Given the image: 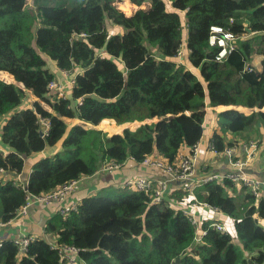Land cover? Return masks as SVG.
<instances>
[{
	"label": "trees",
	"instance_id": "1",
	"mask_svg": "<svg viewBox=\"0 0 264 264\" xmlns=\"http://www.w3.org/2000/svg\"><path fill=\"white\" fill-rule=\"evenodd\" d=\"M128 1H147L150 9L131 15ZM71 2L0 0V71L13 78L0 73L10 82L0 79V144L8 149L0 152L1 221L13 219L27 195L90 177L105 163H139L155 153L175 163L200 141L207 106L253 110L215 114L210 145L216 152L240 140L257 143L264 129V0H169V8L165 0ZM107 21L122 32L112 34ZM210 26L255 34L237 39L234 50L216 61ZM255 55L260 70L247 71ZM71 78L61 96L49 88ZM63 118L81 123L68 126ZM40 119L48 121L42 136ZM137 122L134 130L115 134ZM14 176H23L25 190ZM193 195L231 219L232 233L209 227L208 220L194 242L183 212L192 199L183 189L160 203L151 191H119L83 196L76 211L52 215L43 225L46 238L33 237L24 252L4 242L0 264H66L52 243L74 246L84 264H264V196L228 180L202 183Z\"/></svg>",
	"mask_w": 264,
	"mask_h": 264
},
{
	"label": "built area",
	"instance_id": "2",
	"mask_svg": "<svg viewBox=\"0 0 264 264\" xmlns=\"http://www.w3.org/2000/svg\"><path fill=\"white\" fill-rule=\"evenodd\" d=\"M123 1V0H118ZM118 1L116 3H118ZM119 11L118 9H116ZM120 12V11H119ZM121 13V12H120ZM231 21V20H230ZM185 28V25H183ZM255 34V32H243L239 35L233 34L232 32L223 29L219 26H210V34L208 37V44L210 46H217L219 50L216 54L215 60H222L227 54H229L235 47V41L237 39L249 38ZM186 38V34L184 35ZM185 46L186 43L182 42L180 48L178 49L175 57L176 63L182 64L185 59ZM245 69L247 71L256 70L253 65L248 64ZM73 79H67L64 84L56 86L54 82L49 84L50 89L59 91V96L62 95V91L65 87H71L73 84ZM77 120V119H76ZM41 128L43 135L46 134L48 129V121L40 119ZM5 145H0V152H4ZM199 147L200 143L187 148L186 153L180 154L175 163H169L163 157L155 156H146L141 165L150 167L151 170L159 174L155 179H149L144 176H134L132 178H127L124 180V186L132 188L138 191H151L152 192V201L154 203H160L163 199H167L169 196V189L171 184L180 183L181 188L186 191L192 199L189 201L187 206H184V214L187 215L191 225L194 227V242H199L201 236L205 234V231L201 228L204 220L200 218L198 209L207 210L209 212L215 213L218 215L217 219L211 221L209 227L221 232L228 233L225 225L222 222L224 215L215 207H211L205 202H199L194 198L193 192L194 189L200 186L202 183H207L211 181H222L228 180L237 186L245 187L253 196L261 197L264 196V178H259L254 175L245 173L244 168L250 161L249 158L253 156L256 151L257 143L255 141H248L246 144V153L244 157H238L234 153V148H227L223 153L216 152L212 145L207 144L208 150L214 155L223 154L227 158L229 170L225 172H209L204 178L195 179V165L199 159ZM133 159H129L130 161ZM124 163H105L101 167V171L109 172L116 169H120L125 166ZM0 173L2 170L0 169ZM79 180H72L68 183L62 184L58 188L39 195H27L25 198V203L21 205L13 219L8 221L0 220V230L9 226L17 220H20L23 217H26L29 214V210L35 205L48 206L53 205L57 206V212L59 215H67L72 211H76L78 203L76 201H67V197L73 190L76 188V185ZM205 219V218H204ZM32 240V237L29 236H20L18 238H10L6 240H0V246L4 242H10L13 245L17 246L20 252H24L29 242ZM52 247L57 250L58 254L61 255L66 262V264H84L78 258V249L74 246L61 245L57 246L52 243Z\"/></svg>",
	"mask_w": 264,
	"mask_h": 264
},
{
	"label": "crops",
	"instance_id": "3",
	"mask_svg": "<svg viewBox=\"0 0 264 264\" xmlns=\"http://www.w3.org/2000/svg\"><path fill=\"white\" fill-rule=\"evenodd\" d=\"M118 0H114L112 2V5L114 6ZM124 1V0H123ZM129 2V1H128ZM130 3V2H129ZM133 7V15L136 11H148L150 9V4L145 1L138 4L130 3ZM143 5H148L147 9L142 8ZM130 15V16H131ZM121 28L116 27L114 29V33H121ZM260 56H253V59L251 61V64L253 67H255L257 70H260ZM5 72V71H0ZM6 73V72H5ZM8 74V73H6ZM10 75V74H8ZM11 76V75H10ZM12 78V76H11ZM1 80L10 83L7 80H4L0 78ZM13 79V78H12ZM22 87V86H21ZM23 89V87L21 88ZM24 90V89H23ZM25 95L28 99L31 101H35L36 98L27 90H25ZM43 108L47 110L48 112H51L50 108L44 104H42ZM236 106H216V107H205V116H204V122H203V128H205V131H203L202 137L199 141L200 147H199V159L195 165V179L204 178L209 172H225L229 170L227 158L223 154H219L217 156H214L207 147V144L210 143V138L212 131L217 127L216 125V113L228 110V109H240V108H234ZM243 108V107H242ZM224 109V110H223ZM244 110H241L243 114L248 115L251 113L250 108H243ZM252 110V109H251ZM215 111L216 113H214ZM253 111V110H252ZM264 111V110H262ZM66 123H70L71 125L78 124L79 121L76 119H65ZM68 121V122H67ZM81 123V122H80ZM79 123V124H80ZM90 128H95V126L88 125ZM261 135L257 141V148L255 153L251 158H249V162L244 168L245 173H248L250 175H254L259 178H264V129L259 128L258 131ZM228 138L231 140H239V137H235L233 134H229ZM250 141V140H249ZM247 140H240L236 146H233L234 153L238 157H244L246 153V144ZM2 145V144H0ZM4 152H8L7 147H4ZM187 149L183 152L186 153ZM48 151L41 152L40 154L33 155L29 161H35L39 159L41 156H46ZM159 154H153L152 156L159 157ZM103 174H109L110 176L103 175ZM1 175V173H0ZM134 176H144L149 179H155L159 176V174L153 170H151L150 167H146L144 165H141L140 163H137L134 160L127 161L125 166H123L120 170H115L112 172H101L96 173L90 177L82 178L78 181L76 188L73 190L72 193H70L67 197V201H76V203H79L80 198L83 196H93L97 191L103 192V189H107L104 192H110L114 191L115 189H119L124 187V180L127 178H132ZM8 177V176H6ZM15 179H20L18 176H14ZM97 178L100 180L98 182ZM181 184L180 183H173L170 186L169 194L174 192V190H180ZM198 213L200 215V218L204 221L210 220L213 221L214 219H217L218 215L212 212H209L207 210H202V208L198 209ZM58 214L57 212V206L55 204L48 205V206H41V205H35L29 210V214L26 217L21 218L20 220L15 221L14 223L10 224L9 226H6L5 228L0 230V240H6L10 238H18L20 236H29V237H44L46 238V234L43 229L44 222L47 221L52 217V215ZM205 218V219H204ZM227 217L224 216L223 219L225 220ZM224 222V221H223ZM261 224L264 226V221L261 222Z\"/></svg>",
	"mask_w": 264,
	"mask_h": 264
},
{
	"label": "rangeland",
	"instance_id": "4",
	"mask_svg": "<svg viewBox=\"0 0 264 264\" xmlns=\"http://www.w3.org/2000/svg\"><path fill=\"white\" fill-rule=\"evenodd\" d=\"M166 1V5L168 6V8H169V4H170V2H169V0H165ZM71 2V0H69V3ZM73 2H71V4H72ZM70 5V4H69ZM107 27H108V30L112 33V34H114V29L116 28V27H119V26H115V25H112V24H109L108 23V21H107ZM121 28V27H120ZM120 32H122V29H121V31ZM234 108H237V107H234ZM238 108H240V106H238ZM224 110V109H223ZM237 111H239V112H242L241 110L242 109H236ZM222 111V110H221ZM214 113H216L215 111H213ZM187 114H189V113H187ZM170 118V117H169ZM66 118H63V120H65ZM68 122V121H67ZM113 121H111L110 122V124H112L113 126H120V125H116L114 122L112 123ZM149 123V121H146V123ZM141 123H139V122H137V123H133V124H129V125H127V126H123L122 127V129H121V131H120V133H115V134H122V131H123V129H125V128H129V129H131V130H134L136 127H138L139 125H140ZM67 125L68 126H70L71 124L70 123H67ZM122 125H124V124H122ZM98 126V125H97ZM97 126H95V128L96 129H98V130H100V131H102V132H105V131H103L102 129H99ZM203 131H205V128H203ZM105 133H107V132H105ZM108 134V133H107ZM234 136L235 137H239V138H241V135L240 134H234ZM121 169V168H120ZM120 169H116V170H120ZM100 172L99 173H101V172H104V171H101V170H99ZM113 171H115V170H113ZM109 172H112V171H109ZM103 175H107V176H110L109 174H103ZM97 180H98V182H100V180L97 178ZM132 188H129V187H122V188H119V189H115L114 191H110V192H107V193H103V192H99V191H97L96 193H95V195L94 196H98V195H113V194H116V193H118L119 191H123L124 193H127V192H131L132 190H134V189H132ZM224 221V222H223ZM222 222H223V224L225 225V227H226V229H227V232L230 234V233H232V227H233V222H232V220L231 219H229V218H226L225 220L224 219H222Z\"/></svg>",
	"mask_w": 264,
	"mask_h": 264
},
{
	"label": "water",
	"instance_id": "5",
	"mask_svg": "<svg viewBox=\"0 0 264 264\" xmlns=\"http://www.w3.org/2000/svg\"><path fill=\"white\" fill-rule=\"evenodd\" d=\"M250 111L252 112V110L250 109ZM262 111V110H261ZM59 116V114H57ZM157 121V120H156ZM150 122V121H149ZM142 123H146V122H142ZM141 123V124H142ZM39 135L42 136L43 135V132L42 130H39ZM108 135H113V134H108ZM20 179H22V182H23V186H24V190L26 189V181L24 180L23 176H20ZM247 262L248 264H251L250 260L247 259Z\"/></svg>",
	"mask_w": 264,
	"mask_h": 264
},
{
	"label": "clouds",
	"instance_id": "6",
	"mask_svg": "<svg viewBox=\"0 0 264 264\" xmlns=\"http://www.w3.org/2000/svg\"><path fill=\"white\" fill-rule=\"evenodd\" d=\"M126 17V16H125ZM129 17V16H128ZM249 64H251V63H249ZM252 65V64H251ZM257 70V69H256ZM152 156V155H151ZM158 156H160V155H158ZM162 157V156H161ZM140 163V162H139ZM210 224H211V222H210Z\"/></svg>",
	"mask_w": 264,
	"mask_h": 264
}]
</instances>
